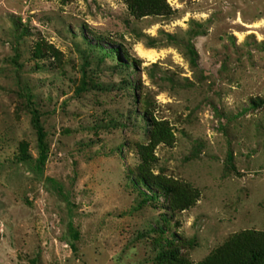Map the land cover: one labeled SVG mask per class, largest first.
Wrapping results in <instances>:
<instances>
[{
  "label": "rangeland",
  "instance_id": "1",
  "mask_svg": "<svg viewBox=\"0 0 264 264\" xmlns=\"http://www.w3.org/2000/svg\"><path fill=\"white\" fill-rule=\"evenodd\" d=\"M165 1L137 19L124 0H0V264H157L165 239L196 264L264 232V0ZM150 120L172 136L150 172L195 192L184 211L136 182Z\"/></svg>",
  "mask_w": 264,
  "mask_h": 264
},
{
  "label": "trees",
  "instance_id": "2",
  "mask_svg": "<svg viewBox=\"0 0 264 264\" xmlns=\"http://www.w3.org/2000/svg\"><path fill=\"white\" fill-rule=\"evenodd\" d=\"M124 3L131 14L137 19L147 16L169 17L174 14V11L171 10L165 0H124ZM92 36L97 42L113 43L112 40L108 38L97 37L96 35ZM147 45L148 47L153 48L156 45V42L148 40ZM186 49L192 63L195 64L196 52L192 46H188ZM113 53L120 54L126 59L127 63L131 62L135 66V61L128 56L127 52L121 45H118L115 50L109 52L111 56ZM127 63L125 66H128ZM31 122L36 133L38 148V158L35 166L38 171H41L47 161L48 146L46 142V133L41 125L40 117L35 110L32 111ZM149 123V148H145L141 152L144 164L137 171L138 177L136 178V182L155 190L154 196L156 194L161 195V198L168 203L171 212L176 213L184 211L194 204L197 195L194 194V191H190L188 188H183L176 183L151 174L149 168L151 160L148 155L157 145L161 143H171L172 136L165 122L150 120ZM18 160L20 162H28L31 160V157L27 154L26 145L23 143L20 145ZM151 198L154 200L157 199V197ZM159 230L163 233L161 229ZM76 235L77 232L74 231V239L77 238ZM165 240L166 247L162 245L160 246L156 258L157 264H194L183 256L180 249L174 246V241ZM196 264H264V232L248 230L235 234L229 237L203 261Z\"/></svg>",
  "mask_w": 264,
  "mask_h": 264
},
{
  "label": "bare ground",
  "instance_id": "3",
  "mask_svg": "<svg viewBox=\"0 0 264 264\" xmlns=\"http://www.w3.org/2000/svg\"><path fill=\"white\" fill-rule=\"evenodd\" d=\"M141 54L151 58L153 55V52L152 51H146V52L141 51Z\"/></svg>",
  "mask_w": 264,
  "mask_h": 264
}]
</instances>
